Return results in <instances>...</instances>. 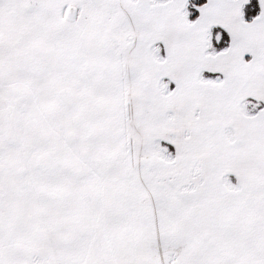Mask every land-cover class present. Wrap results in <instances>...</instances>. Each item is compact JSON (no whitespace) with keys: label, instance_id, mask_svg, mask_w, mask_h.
<instances>
[{"label":"snow or ice","instance_id":"obj_1","mask_svg":"<svg viewBox=\"0 0 264 264\" xmlns=\"http://www.w3.org/2000/svg\"><path fill=\"white\" fill-rule=\"evenodd\" d=\"M0 264H264V0H0Z\"/></svg>","mask_w":264,"mask_h":264}]
</instances>
